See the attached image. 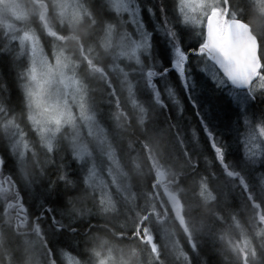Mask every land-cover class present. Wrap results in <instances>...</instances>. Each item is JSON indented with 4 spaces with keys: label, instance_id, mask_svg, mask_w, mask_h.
Masks as SVG:
<instances>
[{
    "label": "trees",
    "instance_id": "trees-1",
    "mask_svg": "<svg viewBox=\"0 0 264 264\" xmlns=\"http://www.w3.org/2000/svg\"><path fill=\"white\" fill-rule=\"evenodd\" d=\"M137 1L142 19L151 33L152 45L150 54H142L140 66L136 60L131 63L122 61L130 64L131 70H135L129 79L125 71L116 70L115 48H110L104 42L107 36H117L126 28L124 22L128 16L114 9L107 0H96L95 4H90L91 14L86 15L75 28L61 26L56 21L54 14L58 12L53 0H21L25 6L36 10L37 3H40L41 12L37 10L35 15H31V24L43 44L47 47V42L51 41L55 48L71 53L86 93L91 95L96 94L95 90L99 92L97 95L100 96L101 104L92 109L95 117L93 123L99 125L101 132L102 125L107 128L114 155L124 164L118 172L128 178L126 185L133 193L130 201H125L126 195L120 192L113 196L115 200L122 198L124 204L130 210L133 209L136 215L134 220L127 222L121 229L113 228L111 220L106 223V218L112 216V206L101 205V197L94 198V185L103 174L108 176L106 170L110 165L109 155L105 151L101 153L104 165L99 160L91 161L92 140L85 141L82 136L79 137L81 139H75L71 125L61 127L55 134L56 138L47 139L41 135L40 129L31 119L29 98L25 92V84L29 80L28 57L20 50L18 41L11 36L10 31L4 28L1 19L0 177L10 178L11 187L7 190L0 187V243L3 237L7 239V231L15 234V213L25 207L28 209L30 227L38 218L37 232H32L31 237L25 236L29 243H40L39 254L46 262L43 264H54L56 261L57 264H70V257L88 264L75 251V248L80 247H53L48 227L52 224L54 229L56 224L64 226L63 218L57 210H68L73 198L85 193L86 197H90L102 208V234L114 232L109 242L135 240L145 248L147 256L153 259L151 264H264V148L256 147L258 141H264V121L261 120L264 117V71L263 76L256 78L251 85L256 97L255 103L248 105V123L242 128L243 134L237 135L236 130L225 132L227 149L217 148L213 152L212 147H209L211 132L208 136L204 135L208 129H201L192 108L187 106L184 90L181 89V78L175 72L165 75L161 71L168 59L176 61L180 58L178 50L183 51L181 46L186 48L189 42L175 32L176 26L171 16L163 12L167 0H163L164 3L157 1L151 12L148 7L153 3ZM170 1L177 10L173 18L178 22L181 19L178 10L180 0ZM250 1L248 3L251 8L264 21V10L258 0ZM221 2L231 17L243 19L251 26L260 42L261 59H264V35L259 31L264 23L247 17L236 0ZM101 4L105 5L107 15L101 14ZM93 22L97 24L92 25ZM204 34L203 31L199 40L205 43ZM203 51L204 59L212 63L207 52ZM196 59L192 58L193 70L196 68ZM179 60L181 62L177 70L182 71L185 65L181 58ZM180 65L184 67L180 68ZM110 78L121 85L118 86L116 81L111 85ZM132 81L143 86L148 98L147 105L164 115L174 113L179 121L157 125L147 120L148 109L143 112L139 108L140 104H145L140 98L139 89L131 86ZM246 89H237L245 99L249 96ZM128 93L134 94L138 103L132 102ZM117 96L120 102L115 98ZM106 97L111 99L112 105L106 102ZM181 110L183 115L179 114ZM109 114L111 118L115 117V123L111 118L108 120ZM204 118L209 128L218 129L217 136L219 132L225 131L223 123L217 126L207 116ZM79 127L84 128L81 131L89 137L86 125ZM137 136L145 137L147 143L139 147L136 158L131 165H127L125 159L128 152L124 146ZM106 149L111 151L108 145ZM82 152L86 154L81 156ZM169 159L176 161L175 169L171 168ZM94 167L100 173L91 179L93 175L90 172ZM160 170L165 174V180H158ZM27 188L34 194L32 198L40 196L53 203L49 206L38 204L35 211ZM165 191L179 196L187 228H181L176 222ZM77 204L76 201L73 205ZM145 216L150 219H144ZM170 225L175 229L167 234L169 246L166 249L157 243L159 231ZM146 228L154 235L155 249L150 239L146 238ZM55 230L62 236L64 227ZM84 242L86 240L80 236L73 243ZM28 247L25 252L27 255L31 252ZM105 253L104 248L98 253L97 264H102Z\"/></svg>",
    "mask_w": 264,
    "mask_h": 264
},
{
    "label": "rangeland",
    "instance_id": "rangeland-1",
    "mask_svg": "<svg viewBox=\"0 0 264 264\" xmlns=\"http://www.w3.org/2000/svg\"><path fill=\"white\" fill-rule=\"evenodd\" d=\"M107 1L117 11L128 15L133 31L123 28L117 36H109L105 44L112 49L115 48V53L117 54L115 55L116 61L121 62L120 52L123 51L121 54L136 60L140 66L142 54L151 53V45L149 43L151 35L142 19L141 10L137 6L138 1ZM53 2L56 4V11L58 12L54 14L56 21L61 26L75 28L86 15L91 14L92 8L90 4H95L96 0H53ZM258 4L264 10V0H258ZM37 5V10L41 12L40 3H37ZM37 10L25 6L21 0H0V22L2 19L5 25L4 28H7L11 36L18 41L16 42L20 50L27 55L29 60V80L25 84V92L29 98L31 119L36 127L40 129L41 135L46 136L47 139L56 138L57 135L55 134L61 127L71 125L74 131L73 137L76 135L75 139H81L79 137L82 136V138H85V141L92 140L91 144L93 147L90 148L89 156L91 161L99 160L104 165V158L100 151L107 152L110 157V165L106 170L108 176H104L105 174H103L100 176L101 181H98L94 185V198L101 197V205L112 206V216L117 217V213L121 214L130 211V208L124 204L122 198L115 200L113 198L114 194L120 192L126 195L125 201H130L133 193L126 185L128 184V178L118 172L124 164L120 159L117 160L114 155L113 144L107 133V128L105 129V126L102 125L101 132L99 125L93 123L95 117L92 115V109L94 107L98 108L101 104L100 96L97 95L99 92L95 90L96 94L91 93V95L97 96V98H93L88 92L86 93L83 86L84 82L77 75L71 53L55 48L50 43L51 41L47 42V47L43 44L41 37L38 36L35 27L31 24V15H35ZM178 10L181 12V19L178 20L179 25L174 30L186 38L187 42L188 40L196 42L200 39L206 22L214 10H217V23L220 28L223 25L227 26L233 17L229 13H226L227 8L222 4L221 0H180ZM175 12H177L176 9ZM225 14L228 15L227 20L224 19ZM96 24L95 22L92 23V25ZM153 24L155 23L153 22ZM128 31H132V33ZM178 55L181 58L183 51L178 50ZM183 67L180 65V68ZM117 69L120 72L123 71L120 67H117ZM131 86L139 89L140 96L144 94V88L139 83L132 81ZM126 89H129V87H126ZM253 89L252 86L247 87L246 92L251 94ZM128 94L132 102L135 103L138 100L134 94ZM115 98L120 102L119 96ZM106 102L112 105L109 97H106ZM139 108L143 112L146 111V107L143 104H140ZM111 120L115 123V117L112 116ZM85 125L89 137L86 136L85 132L83 134L84 128L79 127H85ZM13 133L15 134L14 131ZM41 135L38 134L39 137H43ZM22 137L26 138L25 133L22 134ZM106 145L111 147V151L106 149ZM256 147L264 148V141H258ZM85 154L86 152H82L81 156ZM21 167H24V163H22ZM99 173L98 168L94 167L90 172V175H93L91 179L96 178ZM0 187H4L7 190L11 187V184L0 177ZM168 192L165 191V195ZM13 206L14 202L12 203ZM100 210L102 212V209ZM15 214L19 215L18 212ZM19 228H24V226H20ZM145 233L148 234L146 238L150 239V243L155 249L153 233L148 228L145 229ZM167 234L166 241L168 242ZM19 241L26 248L29 246V252L31 250L29 256L25 258L24 264H43L45 262L39 254L41 249L40 243H29L25 235H22ZM103 247L106 253L102 258V264H142L130 248H122L110 243H106L105 246L103 244ZM103 247L100 242L98 244L99 250L103 249ZM3 256H6V258L3 259ZM14 258L15 254L8 247V240L5 236L0 243V264H11ZM69 262H71L70 264H84L78 258L75 259L73 257L69 258Z\"/></svg>",
    "mask_w": 264,
    "mask_h": 264
},
{
    "label": "bare ground",
    "instance_id": "bare-ground-1",
    "mask_svg": "<svg viewBox=\"0 0 264 264\" xmlns=\"http://www.w3.org/2000/svg\"><path fill=\"white\" fill-rule=\"evenodd\" d=\"M145 3L151 2L154 5L149 6L148 9H153L155 8V4L157 1H163V0H142ZM165 1V0H164ZM163 1V3H164ZM238 2V6L241 8L243 13L249 17L250 19L254 21H258L261 23H264L262 19H260V16L251 8L248 2H251L250 0H236ZM163 12L167 13L171 16V21L174 24V26H178L179 23L173 18L175 15V6L170 0H167L164 3L163 6ZM263 26V27H262ZM260 27L264 28V25ZM259 28L260 33H263L264 35V29ZM256 35V34H255ZM257 37V35H256ZM258 39V37H257ZM259 41V39H258ZM190 43L191 41L188 40ZM260 44V42H259ZM261 62V60H260ZM135 70H133L134 72ZM263 76L262 71H259L257 73L256 78ZM140 98L142 101H144L145 107L147 110L146 116L147 120H151L152 124H157V125H168L171 122H176L179 121L177 115L170 114V115H164L159 111H155V108L151 105L148 104V98L145 94L141 95ZM264 98V96H262ZM175 115V116H174ZM168 117V118H167ZM111 114L108 116V120L110 121ZM146 120V119H144ZM145 122V121H144ZM171 123V124H172ZM151 125V124H150ZM150 126L148 127V129ZM145 129V128H144ZM143 143H147L145 137L143 136H137L135 137L132 141L127 143L124 148L128 152V157L125 159L127 165H131L134 159L136 158V153L139 147L143 145ZM102 148V147H101ZM102 153V150L100 151ZM175 160L169 159V163L171 165L172 169H175L176 161ZM149 179V177L147 178ZM60 180V177L58 178ZM98 181H101L99 178ZM97 181V182H98ZM27 192L29 196L31 197V201L34 204L35 211H36V206L39 204L41 206H49L50 203H53L51 200H48L46 198H41L38 196L36 199L32 198V195H34L32 192H30V188H27ZM145 197V196H144ZM72 199V198H71ZM145 199V198H143ZM73 201V202H72ZM71 201L72 204H70V207L68 210H57L60 215L63 218L62 220L64 221L63 224L64 226L57 225L55 229H61L64 227V230L62 232V236L57 234V230L54 229V224L49 225V237L52 241V245L55 248H60V247H65V248H75V247H80L75 248V251L81 256V258L85 259L88 264H97L99 260V254L97 251L98 244L101 242L102 247L103 244L105 246L106 243L109 242V238L111 235H113L114 232H111L110 234H102V212L100 209V206L94 202L90 197H86L85 193L79 194L73 198ZM78 202L77 206L73 205L75 202ZM55 203V202H54ZM183 209V206H182ZM117 217L115 216H110L106 218V223H108L110 220L111 225L113 228L118 227V229H121L123 226L127 224V222L134 220L135 219V212L133 209L130 211L124 212V213H117ZM173 214V213H172ZM174 216V215H173ZM185 216V215H184ZM117 218V219H116ZM175 218V217H174ZM144 219H150L149 216H145ZM95 224V225H92ZM179 225V224H178ZM182 228V227H181ZM175 228L174 226L170 225L166 229H162L159 231V241L157 243L158 246L168 248L169 243L166 241V234L169 231H173ZM8 232L7 240H8V247L11 249V251L15 254V258L17 259L15 263L17 264H22V256L20 251L23 248V243L18 240V238L14 235L11 234V232ZM93 232L94 235H90V233ZM86 242L83 244H74V239L76 237H80ZM106 236V237H104ZM107 238V239H106ZM92 240V243H90ZM108 240V241H107ZM89 242V243H87ZM87 243V244H86ZM110 243V242H109ZM110 244H114L118 247L122 248H130L134 251L135 256L138 257L139 262L142 264H151L153 262V259L151 257L147 256L145 248L141 246L140 244L136 243V241H126V242H111ZM104 248V247H103Z\"/></svg>",
    "mask_w": 264,
    "mask_h": 264
},
{
    "label": "snow or ice",
    "instance_id": "snow-or-ice-1",
    "mask_svg": "<svg viewBox=\"0 0 264 264\" xmlns=\"http://www.w3.org/2000/svg\"><path fill=\"white\" fill-rule=\"evenodd\" d=\"M99 10L102 15L108 14L104 4L100 5ZM149 12H151V9H149ZM224 19H228L227 14H225ZM235 24L245 25L246 21L238 18ZM209 28L211 29V25H209ZM181 47L183 49L181 60L185 65L184 69L182 71L177 70L180 60L168 59L161 71L165 75L175 72L181 78V89L184 90L187 106L192 108L197 120L200 122L201 129H208L204 132V135L208 136L211 132L212 138L209 141V147H212V151L215 152L217 148L226 150L228 140L225 132L230 133L232 130H236L237 135L243 134L242 128L248 123L246 115L248 105L255 103L256 94L254 92L249 94L247 99L239 94L238 86L244 82L243 69L240 67L239 57L234 56L227 49L221 48L223 59L229 61L227 65L222 67L218 61L209 63L204 59L205 52L203 50L208 45L203 40H198L195 43L190 42L186 48L183 45ZM193 57L197 58L194 61L196 64L195 70L191 67ZM257 71H264V59H261L260 68ZM218 101L220 103H217ZM179 114L183 115V110ZM205 116L217 126L223 123L225 131L219 132V136H217L218 129L209 128ZM261 120L264 121V117H261ZM217 140H219V143H217Z\"/></svg>",
    "mask_w": 264,
    "mask_h": 264
},
{
    "label": "water",
    "instance_id": "water-1",
    "mask_svg": "<svg viewBox=\"0 0 264 264\" xmlns=\"http://www.w3.org/2000/svg\"><path fill=\"white\" fill-rule=\"evenodd\" d=\"M232 19L229 24L223 25L222 28L217 23V10H214L209 16L204 33L207 38V48L204 50L212 61H218L221 66L229 63L222 57L221 48L227 49L234 56L239 57L240 67L243 69L244 82L238 86V90L249 87L256 79L257 69L260 68V44L251 29V26L246 23L245 25H237ZM211 25V29L209 28ZM230 26V31H229ZM235 74V68H234ZM239 78V77H238ZM165 174L160 170L158 172V180H165ZM166 199L175 217L176 222L180 227H186V219L183 214L182 202L178 195L174 193H166Z\"/></svg>",
    "mask_w": 264,
    "mask_h": 264
},
{
    "label": "flooded vegetation",
    "instance_id": "flooded-vegetation-1",
    "mask_svg": "<svg viewBox=\"0 0 264 264\" xmlns=\"http://www.w3.org/2000/svg\"><path fill=\"white\" fill-rule=\"evenodd\" d=\"M137 6H138V4H137ZM139 8V7H138ZM227 12H228V10H227ZM128 16V15H127ZM232 19H238V18H233L232 17ZM126 25H125V27H126V29L127 30H132L133 29V27H132V25H131V21L128 19L127 21H125L124 22ZM133 31V30H132ZM132 31H128V32H130V33H132ZM150 35H151V33H150ZM105 41H108V36L104 39V42ZM207 41V40H206ZM149 43H150V45H152V41H151V36H150V41H149ZM206 43V42H205ZM121 53H123V51H121L120 52V55H121V57H120V59H121V62H118L117 61V66L118 67H120V68H122V70L123 71H125L126 72V74H125V76L126 77H128L129 79L131 78V73H133V70H131L130 68H129V66H130V64H127V63H123L122 61H127V62H132V60L133 59H131V58H129V57H126V56H124L123 54H121ZM117 55V54H116ZM116 70H118V69H116ZM110 80V83H111V85L112 84H114L115 83V79H113V78H110L109 79ZM116 83L118 84V86H120L121 85V83L120 82H117L116 81ZM252 85V84H251ZM250 85V86H251ZM9 179L10 178H2V180H4V181H6L7 183L9 182ZM22 197V196H21ZM17 208V207H16ZM17 212L19 213V215H16L14 218H15V223H14V225H15V227H16V229H15V236L20 240L21 238H20V235H26V236H28V237H31V235H32V232H37L36 230H37V228H38V222H37V220H38V218L37 219H35L34 221H33V223H32V226L30 227L29 226V223H28V221H29V219H30V217H29V215H28V209L27 208H25V207H21L20 209H18L17 210ZM19 225H21V226H24V228H19ZM23 246V248H22V250L20 251V253H21V256H22V264H24L25 263V258H27L29 255H27V254H25V252H26V246L23 244L22 245ZM97 251H98V253H100V252H102V249L101 250H99V248L97 247ZM42 259L44 258L43 256H40ZM6 258V256H3V259H5ZM17 259L16 258H14L13 260H12V263L11 264H17V263H15V261H16ZM20 264V263H19ZM54 264H57V261H56V263H54Z\"/></svg>",
    "mask_w": 264,
    "mask_h": 264
}]
</instances>
